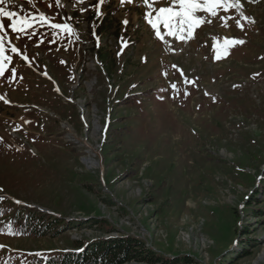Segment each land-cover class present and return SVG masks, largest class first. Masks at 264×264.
<instances>
[{
  "label": "rangeland",
  "instance_id": "374dc122",
  "mask_svg": "<svg viewBox=\"0 0 264 264\" xmlns=\"http://www.w3.org/2000/svg\"><path fill=\"white\" fill-rule=\"evenodd\" d=\"M238 2L191 37L156 21L172 0L0 5L35 17L0 18V264L124 234L176 264H264V0ZM30 206L70 228L17 231Z\"/></svg>",
  "mask_w": 264,
  "mask_h": 264
},
{
  "label": "trees",
  "instance_id": "16d2710c",
  "mask_svg": "<svg viewBox=\"0 0 264 264\" xmlns=\"http://www.w3.org/2000/svg\"><path fill=\"white\" fill-rule=\"evenodd\" d=\"M12 222L19 224L17 231L38 237L58 236L72 223L61 216H53L30 206L17 213ZM80 221V220H79ZM78 224V221H75ZM73 222V223H75ZM86 225L105 224L97 217L83 220ZM109 229V228H108ZM176 264L187 261L184 256H166L139 236L124 234L94 240L78 239L74 247L49 256L35 258L33 264Z\"/></svg>",
  "mask_w": 264,
  "mask_h": 264
},
{
  "label": "snow or ice",
  "instance_id": "6c2138e0",
  "mask_svg": "<svg viewBox=\"0 0 264 264\" xmlns=\"http://www.w3.org/2000/svg\"><path fill=\"white\" fill-rule=\"evenodd\" d=\"M11 0H0V5H6L10 3ZM82 3L83 0H80ZM123 2V0H122ZM128 2H131V0H128ZM145 4H149V0H143ZM156 0H151V3H155ZM29 3H31V0H29ZM57 6H59L62 3V0H56ZM99 3H103V0H99ZM221 4H224V0H172V6L168 7H160L158 9V15L156 17V21H160L161 19L164 21L166 27L172 26L173 22L176 25L175 30H171L169 32L170 35H177L178 32H183L185 29H187L188 36L191 37L193 35L192 30L197 27L199 24L203 22L211 23L210 20H202L200 16L197 15V13H208L212 17H216L218 15L217 13V7ZM51 7V5H49ZM229 7H240V4L238 0H228V6L225 7V11L229 10ZM19 14L14 11H9L6 9V7L0 6V18H8L11 23L8 25L9 28H11L12 32L15 33L17 31H24V27L18 28V23L21 25H25L28 27H31L32 22L35 20V17L30 20L27 16H20L19 21L17 20V16ZM40 20L43 22L48 23L52 28L55 29H62L65 31H68L69 33H72V28L70 24H60V23H53L48 17L45 16L44 13H40ZM150 15V14H148ZM149 24L153 28L157 27V22H154L151 18L148 20ZM124 23H127V21H124ZM237 24L239 25L240 22L237 21ZM242 27V26H241ZM4 29V23L2 20H0V30ZM156 35L159 36V31L156 32ZM179 38L184 39L185 37L180 36ZM227 44L231 43H240L243 44L245 41L243 40H226ZM4 36L0 35V56H3L4 53ZM12 51L16 52L17 49L13 46ZM219 58V57H218ZM4 59H10L8 57H4ZM4 72V68L0 66V73ZM14 72V70H13ZM173 88H176V85H172ZM187 94V93H185ZM163 99V97H161Z\"/></svg>",
  "mask_w": 264,
  "mask_h": 264
},
{
  "label": "bare ground",
  "instance_id": "6f19581e",
  "mask_svg": "<svg viewBox=\"0 0 264 264\" xmlns=\"http://www.w3.org/2000/svg\"><path fill=\"white\" fill-rule=\"evenodd\" d=\"M85 161H87L88 164H92V165H96V164H98V163L93 159V157L85 158Z\"/></svg>",
  "mask_w": 264,
  "mask_h": 264
}]
</instances>
